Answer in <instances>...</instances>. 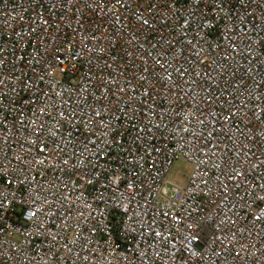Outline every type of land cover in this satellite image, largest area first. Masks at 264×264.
<instances>
[{
	"label": "built area",
	"instance_id": "1",
	"mask_svg": "<svg viewBox=\"0 0 264 264\" xmlns=\"http://www.w3.org/2000/svg\"><path fill=\"white\" fill-rule=\"evenodd\" d=\"M0 264H264V0H0Z\"/></svg>",
	"mask_w": 264,
	"mask_h": 264
},
{
	"label": "rangeland",
	"instance_id": "2",
	"mask_svg": "<svg viewBox=\"0 0 264 264\" xmlns=\"http://www.w3.org/2000/svg\"><path fill=\"white\" fill-rule=\"evenodd\" d=\"M191 172V165L184 160H176L173 162L166 179L175 184L184 185L187 182Z\"/></svg>",
	"mask_w": 264,
	"mask_h": 264
}]
</instances>
